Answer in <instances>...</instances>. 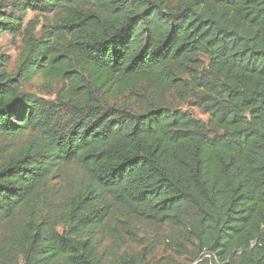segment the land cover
Returning a JSON list of instances; mask_svg holds the SVG:
<instances>
[{"label":"trees","instance_id":"16d2710c","mask_svg":"<svg viewBox=\"0 0 264 264\" xmlns=\"http://www.w3.org/2000/svg\"><path fill=\"white\" fill-rule=\"evenodd\" d=\"M4 33L0 264H264V0H0Z\"/></svg>","mask_w":264,"mask_h":264},{"label":"rangeland","instance_id":"374dc122","mask_svg":"<svg viewBox=\"0 0 264 264\" xmlns=\"http://www.w3.org/2000/svg\"><path fill=\"white\" fill-rule=\"evenodd\" d=\"M48 20H50V16H45L39 12L30 10L24 17L23 28L27 26L29 21H33L32 24H35V33L39 34L42 26ZM23 39L24 37L18 34L13 35L11 33H4L0 35V59L7 61L9 72H14L16 69L17 61L22 53ZM50 83L46 81L43 75H37L31 82L24 85V89L47 99H57V88L61 86V84H54V87H51ZM190 110L197 117L207 119V115H204L201 110L197 108H190ZM121 222H123V220L119 221L117 218L113 219V224L115 226L118 227L120 225L119 228H125L122 229V233L126 236L127 244L121 245V252L124 250L139 252L147 246L154 245L157 247V258L159 260L163 258L169 260L168 253L164 250L165 247L168 248V245L166 243L164 244L167 236L170 235V228L168 226H156L149 221L138 220L133 217H131L129 221L130 228H127L128 225H123ZM127 229L131 230L135 236L131 235ZM180 260L182 263L189 262L188 258H181Z\"/></svg>","mask_w":264,"mask_h":264}]
</instances>
